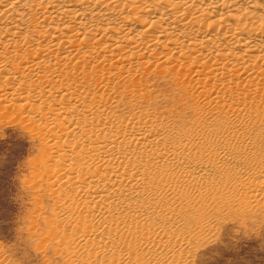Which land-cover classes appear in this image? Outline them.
I'll use <instances>...</instances> for the list:
<instances>
[{"label": "bare ground", "instance_id": "1", "mask_svg": "<svg viewBox=\"0 0 264 264\" xmlns=\"http://www.w3.org/2000/svg\"><path fill=\"white\" fill-rule=\"evenodd\" d=\"M0 101L82 264H182L213 203L264 206V0H0Z\"/></svg>", "mask_w": 264, "mask_h": 264}, {"label": "rangeland", "instance_id": "2", "mask_svg": "<svg viewBox=\"0 0 264 264\" xmlns=\"http://www.w3.org/2000/svg\"><path fill=\"white\" fill-rule=\"evenodd\" d=\"M154 79L149 80L147 87L154 97L151 104L168 108L167 101L177 99L180 93L171 89L173 83L169 78ZM8 105L11 106L0 101L2 264H82L70 257L67 248L48 237L47 225L53 223L52 212L57 210V205L46 187L38 159L41 141L34 134L31 120L22 121L23 115ZM232 198L213 203L208 233L191 240L182 264H264V206L231 201ZM191 203L194 204L192 199ZM183 223V231L193 230L189 214ZM63 228L73 230L70 226Z\"/></svg>", "mask_w": 264, "mask_h": 264}]
</instances>
